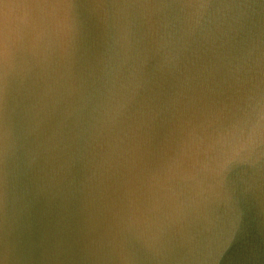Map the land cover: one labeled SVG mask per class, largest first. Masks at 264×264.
I'll list each match as a JSON object with an SVG mask.
<instances>
[{
  "label": "water",
  "instance_id": "1",
  "mask_svg": "<svg viewBox=\"0 0 264 264\" xmlns=\"http://www.w3.org/2000/svg\"><path fill=\"white\" fill-rule=\"evenodd\" d=\"M0 264H264V0H0Z\"/></svg>",
  "mask_w": 264,
  "mask_h": 264
}]
</instances>
